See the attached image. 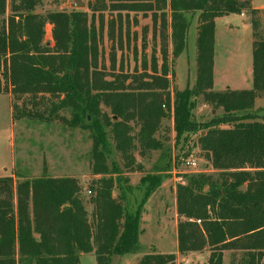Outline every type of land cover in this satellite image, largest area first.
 <instances>
[{"label": "trees", "instance_id": "16d2710c", "mask_svg": "<svg viewBox=\"0 0 264 264\" xmlns=\"http://www.w3.org/2000/svg\"><path fill=\"white\" fill-rule=\"evenodd\" d=\"M41 1L0 0V93L10 94L14 119H59L87 131L96 178L85 195L72 176H0V264H79V255L90 252L96 264H110L114 255L136 254L143 204L172 167L166 138L157 137L170 116L177 139L200 131L196 143L212 168L176 185L177 252L207 251L204 264H222L229 251L231 264H263L264 119L254 105L264 97V8H254L251 0H92L89 15L78 9L36 12ZM106 10L116 16L106 25L101 16L95 21V13ZM148 11L152 40L147 54L148 28L142 27L140 70H124L122 55L116 68L115 48L132 43L136 53L137 33L122 12ZM195 12V81L170 90L169 39L173 59L186 45L185 15ZM230 13L249 17L251 86L217 91L215 18ZM46 25L51 42L45 41ZM105 30L111 41L108 68ZM199 98L221 114L198 122L192 108ZM64 111L69 117L61 115ZM158 150L152 177L140 182L145 195L133 207L124 174L134 170L136 157ZM175 259L172 253L152 252L136 264H175Z\"/></svg>", "mask_w": 264, "mask_h": 264}, {"label": "rangeland", "instance_id": "374dc122", "mask_svg": "<svg viewBox=\"0 0 264 264\" xmlns=\"http://www.w3.org/2000/svg\"><path fill=\"white\" fill-rule=\"evenodd\" d=\"M92 0H42L35 11L47 13L50 11H66L78 9L91 12L87 2ZM78 3V7L73 4ZM254 7L264 5V0H251ZM8 4V0H7ZM83 4V5H82ZM166 14L169 15L167 9ZM123 17L128 15L130 29L136 31V53L132 49V43H124L123 49L115 48V67L119 65V57L122 55L124 70L132 72L134 67L140 70L141 28L147 27L145 53L150 52L152 40L153 17L151 12H122ZM101 16V17H100ZM116 12L109 10L95 13L103 18L104 25L110 18H114ZM198 12L187 13L185 19L188 22L186 45L184 50L176 57H171L172 46L169 39L168 67L170 90L176 87L182 90L192 86L196 76V25ZM136 20V24L133 22ZM247 14L230 13L217 19V33L215 44L216 83L214 90L221 91L224 88L223 81L228 85L249 88V82L243 83L249 68L252 66V28ZM126 21L124 20L123 23ZM98 24V22H96ZM160 25V14L156 13V31ZM45 41H50V25H46ZM106 30L103 38V50L105 65L109 67V51L111 41L106 38ZM169 35V30H168ZM108 71H111L108 69ZM221 71H223L221 73ZM223 76L225 79H223ZM247 86V87H246ZM12 98L9 93H0V176L22 174L27 176H41L46 174L52 177L72 176L81 185L85 195H89L87 187L96 178L91 173L89 150L91 140L88 132L79 128L71 129L61 120L45 122L41 120L18 117L14 119L12 112ZM29 107V106H28ZM41 110L43 106L39 107ZM254 111L264 119V97L257 98ZM193 118L198 122L208 121L211 117L221 114V109H213L205 105L200 98L194 101L192 108ZM64 117H69L67 111L61 112ZM115 119V117H113ZM200 131L190 134L186 138L177 139L173 132L172 117L163 120L158 134L165 137L166 158L171 157V171L165 174L163 186L161 184L152 191L153 195L144 198L139 219V251L136 254L114 255L110 264H136L137 259L144 254L172 253L177 251V232L175 210V188L183 184L185 176L192 173L210 172L212 170L208 159L197 145V137ZM202 134L204 132H201ZM161 151L150 152L143 158L136 157L130 173L124 174L128 178L129 192L127 201L129 205L139 201L143 197L142 179L148 178L154 173L152 166ZM113 156V154H112ZM194 160L195 166H190L187 161ZM139 165V169L136 168ZM152 177V176H151ZM152 180V179H151ZM156 181L153 183V187ZM151 190V189H150ZM116 195V191L113 192ZM131 207V206H130ZM90 211V207L88 208ZM207 252V251H205ZM205 252L176 255L175 264H204ZM201 255V256H199ZM208 257V256H207ZM207 260V259H206ZM79 264H96L93 252L79 255ZM223 264H231V256L223 259Z\"/></svg>", "mask_w": 264, "mask_h": 264}, {"label": "crops", "instance_id": "0c3cea01", "mask_svg": "<svg viewBox=\"0 0 264 264\" xmlns=\"http://www.w3.org/2000/svg\"><path fill=\"white\" fill-rule=\"evenodd\" d=\"M253 6V5H252ZM254 7V6H253ZM254 8H264V5H261V6H257V7H254ZM217 19H218V17L217 18H215V32H214V56H213V89H214V86H215V83H216V62H215V44H216V33H217ZM223 71H221V73H222ZM251 72H252V66L249 68V70H248V72H247V77L246 78H244L243 80H244V82L243 83H248L249 82V88H250V86H251ZM223 79H225L223 76H221ZM223 83H224V88L222 89V90H224V89H243V88H240V86H233L232 84L231 85H228V83H231V82H229V81H227V80H225V81H223ZM247 87V86H246ZM244 89H246V88H244ZM161 186H163V183L161 184ZM153 195V193L150 195V197ZM149 200V199H148ZM147 200V201H148ZM175 212V215H176V217H177V214H176V210L174 211ZM177 220H178V218L176 219V224H177ZM177 226V225H176ZM177 247V246H176ZM202 252H205V251H202ZM202 252H198V253H202ZM193 253H197V252H191L190 254H193ZM178 253H177V251H176V255H177ZM205 258L203 257V259H205L202 263H204V262H206V259H207V256H208V252H205ZM227 255H230L231 256V253L229 252V251H225L224 253H223V259L227 256ZM199 256H201V255H199ZM262 262H263V264H264V252H263V257H262ZM222 264H223V262H222Z\"/></svg>", "mask_w": 264, "mask_h": 264}, {"label": "built area", "instance_id": "2783aa9c", "mask_svg": "<svg viewBox=\"0 0 264 264\" xmlns=\"http://www.w3.org/2000/svg\"><path fill=\"white\" fill-rule=\"evenodd\" d=\"M187 163L190 165V166H195L196 162L194 160H188ZM197 223H200V220H196Z\"/></svg>", "mask_w": 264, "mask_h": 264}, {"label": "water", "instance_id": "95a60500", "mask_svg": "<svg viewBox=\"0 0 264 264\" xmlns=\"http://www.w3.org/2000/svg\"><path fill=\"white\" fill-rule=\"evenodd\" d=\"M83 5V4H82ZM73 6L75 7H78V3H74ZM48 44V43H47Z\"/></svg>", "mask_w": 264, "mask_h": 264}]
</instances>
